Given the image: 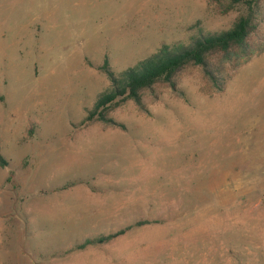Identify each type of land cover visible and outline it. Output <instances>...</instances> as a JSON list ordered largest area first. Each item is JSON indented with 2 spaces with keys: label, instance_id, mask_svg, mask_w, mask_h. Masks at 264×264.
Instances as JSON below:
<instances>
[{
  "label": "rangeland",
  "instance_id": "rangeland-1",
  "mask_svg": "<svg viewBox=\"0 0 264 264\" xmlns=\"http://www.w3.org/2000/svg\"><path fill=\"white\" fill-rule=\"evenodd\" d=\"M238 15L207 0H0V264H264V51L222 93L190 70L112 124L84 122L110 89L105 60L117 75ZM72 182L108 187L103 218H80L77 237L25 231L23 195Z\"/></svg>",
  "mask_w": 264,
  "mask_h": 264
},
{
  "label": "trees",
  "instance_id": "trees-1",
  "mask_svg": "<svg viewBox=\"0 0 264 264\" xmlns=\"http://www.w3.org/2000/svg\"><path fill=\"white\" fill-rule=\"evenodd\" d=\"M207 1L222 15L239 10L231 27L223 32L193 36L187 45H164L117 75L105 60L101 71L109 79L110 89L99 95L92 110L87 112L85 124L94 121L112 124L108 112L127 102L141 108L143 95L153 93L157 87L176 91L180 75L190 70H198L215 93H222L229 77L225 72L235 71L240 62L264 51V0ZM0 165H5L1 158ZM124 232L88 240L79 249L105 243Z\"/></svg>",
  "mask_w": 264,
  "mask_h": 264
},
{
  "label": "crops",
  "instance_id": "crops-1",
  "mask_svg": "<svg viewBox=\"0 0 264 264\" xmlns=\"http://www.w3.org/2000/svg\"><path fill=\"white\" fill-rule=\"evenodd\" d=\"M104 190L107 191L108 187L103 186L102 183L72 182L64 183V186L58 184L56 187L46 185L43 189H35L32 194H24L20 204V214L23 218L22 223L25 222V231L32 233L38 231L40 235L37 233V236L45 239L77 237L73 224L81 222L80 218H103L104 194L101 192ZM7 201L9 203L7 202L8 204L6 203L7 205L0 212L2 225L4 222L7 223L12 215L11 201L10 199ZM57 208H59V217L50 214L51 212L57 214ZM41 215H47L49 218H41ZM37 216L40 219L36 221ZM6 226L4 225V229Z\"/></svg>",
  "mask_w": 264,
  "mask_h": 264
}]
</instances>
